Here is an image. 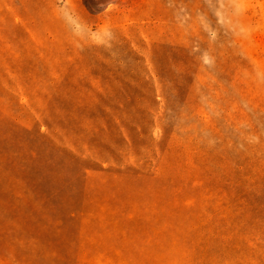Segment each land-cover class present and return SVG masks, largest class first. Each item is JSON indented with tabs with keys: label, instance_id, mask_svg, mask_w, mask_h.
Segmentation results:
<instances>
[{
	"label": "rangeland",
	"instance_id": "1",
	"mask_svg": "<svg viewBox=\"0 0 264 264\" xmlns=\"http://www.w3.org/2000/svg\"><path fill=\"white\" fill-rule=\"evenodd\" d=\"M0 264H264V0H0Z\"/></svg>",
	"mask_w": 264,
	"mask_h": 264
}]
</instances>
